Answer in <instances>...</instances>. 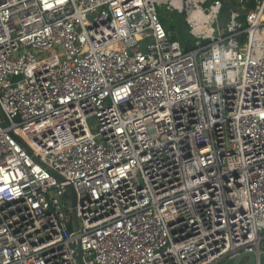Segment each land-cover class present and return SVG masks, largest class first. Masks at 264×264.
Instances as JSON below:
<instances>
[{
  "label": "built area",
  "instance_id": "built-area-1",
  "mask_svg": "<svg viewBox=\"0 0 264 264\" xmlns=\"http://www.w3.org/2000/svg\"><path fill=\"white\" fill-rule=\"evenodd\" d=\"M0 114V264L264 254V0H0Z\"/></svg>",
  "mask_w": 264,
  "mask_h": 264
},
{
  "label": "water",
  "instance_id": "water-1",
  "mask_svg": "<svg viewBox=\"0 0 264 264\" xmlns=\"http://www.w3.org/2000/svg\"><path fill=\"white\" fill-rule=\"evenodd\" d=\"M2 119V116L0 114V120ZM66 192L65 195L68 196V198L71 201V227L73 232H78L80 229L78 219L76 217V194L72 186H68L65 188ZM232 264H264V254H261L260 256H256L252 253H246V254H240L238 255L232 262Z\"/></svg>",
  "mask_w": 264,
  "mask_h": 264
},
{
  "label": "rangeland",
  "instance_id": "rangeland-1",
  "mask_svg": "<svg viewBox=\"0 0 264 264\" xmlns=\"http://www.w3.org/2000/svg\"><path fill=\"white\" fill-rule=\"evenodd\" d=\"M229 5V4H228ZM227 5V6H228ZM158 15L160 18L163 19L165 25L169 29V33L171 34L172 38H179L181 32L183 34H188V26L183 21L182 15H179L177 12H166L165 8L159 7L157 9ZM225 19V16H224ZM88 124L92 131L95 130V121L93 119L88 120Z\"/></svg>",
  "mask_w": 264,
  "mask_h": 264
},
{
  "label": "trees",
  "instance_id": "trees-1",
  "mask_svg": "<svg viewBox=\"0 0 264 264\" xmlns=\"http://www.w3.org/2000/svg\"><path fill=\"white\" fill-rule=\"evenodd\" d=\"M227 5H228V4L225 3V6H224V7H226ZM160 20H161V22L163 23V25H164V27L166 28V30L168 31L169 29H168L167 26L165 25L163 19L161 18ZM168 32H169V31H168ZM178 39H179V41H180L182 47H183L185 50H189V49L193 48V41H194V39H192V37H191L190 35H188V34H183V33L181 32V34H180V36H179Z\"/></svg>",
  "mask_w": 264,
  "mask_h": 264
}]
</instances>
